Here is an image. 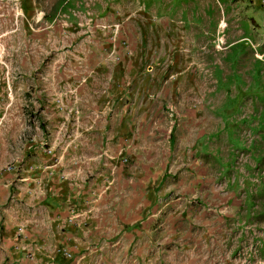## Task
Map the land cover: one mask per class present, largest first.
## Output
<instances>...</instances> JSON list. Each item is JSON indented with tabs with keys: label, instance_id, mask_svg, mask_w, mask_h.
<instances>
[{
	"label": "rangeland",
	"instance_id": "374dc122",
	"mask_svg": "<svg viewBox=\"0 0 264 264\" xmlns=\"http://www.w3.org/2000/svg\"><path fill=\"white\" fill-rule=\"evenodd\" d=\"M56 195L68 264H264V0H0V216Z\"/></svg>",
	"mask_w": 264,
	"mask_h": 264
},
{
	"label": "crops",
	"instance_id": "0c3cea01",
	"mask_svg": "<svg viewBox=\"0 0 264 264\" xmlns=\"http://www.w3.org/2000/svg\"><path fill=\"white\" fill-rule=\"evenodd\" d=\"M42 158L46 163H49V161H51L50 155H47L44 152L42 153ZM47 174H45L44 176V174L42 173L39 174L37 173L36 178L33 179V181L35 182H27L28 186L30 185L36 186V183L38 182L39 184H37L36 186L37 190L38 187L47 185L46 188H48V191L47 193L45 192L43 196V200L46 198L49 199V196L53 195L52 192H50L53 188L52 186L53 184L52 183L50 184V181L53 179L52 177L49 176L46 177ZM23 179L25 180L27 178L24 177L22 178V180ZM59 185L61 186V184ZM56 198H58V202H57L58 204L57 205L55 204L56 205L55 207L53 206H44V207L47 213L58 215L55 221L57 227L54 226L53 224H51L50 226L49 223L51 222L49 219L39 220L38 218L31 216L25 220V218L24 217L22 218L21 217L22 215H20L23 213H20L19 215H16V217H14V216H10L8 212L6 213V211H2V214L0 216V232L4 235L9 236L13 240L15 247L12 256L14 260H20V264H68V262L64 260L65 257L62 252L63 249L62 246L65 243V238H64L65 233L62 232L60 229L63 223L62 220L64 219V215L66 213L64 210L65 206L62 204L63 201L59 200L58 196ZM1 208H3V206H1ZM22 211H24V209ZM28 211L29 212L31 211L32 215L34 216V214L37 213L36 211H38V209L28 208ZM19 225L27 226L26 236L22 240L16 237V230ZM21 247L26 248L23 250L24 252L21 250ZM29 252H32L34 254L33 259H29L26 257Z\"/></svg>",
	"mask_w": 264,
	"mask_h": 264
},
{
	"label": "built area",
	"instance_id": "2783aa9c",
	"mask_svg": "<svg viewBox=\"0 0 264 264\" xmlns=\"http://www.w3.org/2000/svg\"><path fill=\"white\" fill-rule=\"evenodd\" d=\"M27 256H28V257H30V256H31V254L29 253Z\"/></svg>",
	"mask_w": 264,
	"mask_h": 264
}]
</instances>
